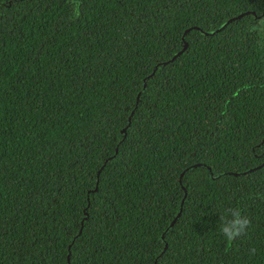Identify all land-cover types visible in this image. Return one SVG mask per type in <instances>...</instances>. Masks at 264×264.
I'll return each mask as SVG.
<instances>
[{
	"label": "trees",
	"instance_id": "16d2710c",
	"mask_svg": "<svg viewBox=\"0 0 264 264\" xmlns=\"http://www.w3.org/2000/svg\"><path fill=\"white\" fill-rule=\"evenodd\" d=\"M0 3V264H264V0Z\"/></svg>",
	"mask_w": 264,
	"mask_h": 264
},
{
	"label": "clouds",
	"instance_id": "9594fccd",
	"mask_svg": "<svg viewBox=\"0 0 264 264\" xmlns=\"http://www.w3.org/2000/svg\"><path fill=\"white\" fill-rule=\"evenodd\" d=\"M264 26V20L259 22ZM233 216L229 223L222 227L221 231L228 241L235 239L236 237L245 234L247 228L250 226L251 221L246 216H241L238 209H232Z\"/></svg>",
	"mask_w": 264,
	"mask_h": 264
},
{
	"label": "water",
	"instance_id": "95a60500",
	"mask_svg": "<svg viewBox=\"0 0 264 264\" xmlns=\"http://www.w3.org/2000/svg\"><path fill=\"white\" fill-rule=\"evenodd\" d=\"M246 13H248V12H245V13H241V14H239V15H237V16H234V17H232V18H230L229 20H227L223 25H221L217 30H215V31H210V32H205V31H203V30H201L200 28H197L196 27V29L197 30H199L202 34H204V35H208V34H210V35H213V34H215L216 32H218L220 29H222V28H224L227 24H229L230 22H232V21H234V20H236V19H240L242 16H244ZM188 30L189 29H187V30H185V32H184V34H186L187 32H188ZM183 40V48L179 51V52H177L174 56H173V58L171 59V60H173L176 56H178L181 52H183L184 50H185V48L187 47V43L184 41V38L182 39ZM156 69V67H154V70ZM154 70H153V72H154ZM153 72L150 74V76L153 74ZM137 100H138V97H137ZM125 129H123V131H124ZM115 152H117V149L115 150ZM254 169H256V168H252V169H249V170H247V171H251V170H254ZM246 171V172H247ZM99 173V172H98ZM243 173H245V172H243ZM235 175H237V174H235ZM97 189V186H96V188L94 189V190H96ZM177 215H180V213H178ZM175 220H176V218H174L173 220H172V222H171V225L175 222ZM81 231V230H80ZM80 231H79V233H80ZM166 248V244H165V247H164V249ZM69 264V263H68Z\"/></svg>",
	"mask_w": 264,
	"mask_h": 264
},
{
	"label": "flooded vegetation",
	"instance_id": "af4514ba",
	"mask_svg": "<svg viewBox=\"0 0 264 264\" xmlns=\"http://www.w3.org/2000/svg\"><path fill=\"white\" fill-rule=\"evenodd\" d=\"M0 5H1V3H0Z\"/></svg>",
	"mask_w": 264,
	"mask_h": 264
}]
</instances>
